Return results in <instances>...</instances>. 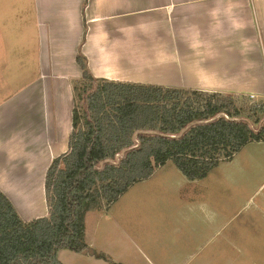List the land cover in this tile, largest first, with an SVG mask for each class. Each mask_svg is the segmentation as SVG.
Masks as SVG:
<instances>
[{"label": "crops", "instance_id": "crops-1", "mask_svg": "<svg viewBox=\"0 0 264 264\" xmlns=\"http://www.w3.org/2000/svg\"><path fill=\"white\" fill-rule=\"evenodd\" d=\"M0 51V191L29 222L47 215L45 175L68 149L78 54L95 79L262 101L264 0H0ZM186 203L172 216V244L185 248L175 249L179 264H192L196 239L211 236L192 226L212 222L208 202ZM254 214L261 222L264 207ZM96 232L85 244L105 254L94 247ZM224 242L207 264L238 252ZM253 258L233 260L264 264Z\"/></svg>", "mask_w": 264, "mask_h": 264}, {"label": "trees", "instance_id": "trees-1", "mask_svg": "<svg viewBox=\"0 0 264 264\" xmlns=\"http://www.w3.org/2000/svg\"><path fill=\"white\" fill-rule=\"evenodd\" d=\"M76 63L68 149L44 180L47 215L23 221L0 191V264H62L60 250L88 249L86 214L106 211L157 168L171 162L198 181L247 144L264 142V102L244 115L234 96L95 79L83 55Z\"/></svg>", "mask_w": 264, "mask_h": 264}, {"label": "rangeland", "instance_id": "rangeland-1", "mask_svg": "<svg viewBox=\"0 0 264 264\" xmlns=\"http://www.w3.org/2000/svg\"><path fill=\"white\" fill-rule=\"evenodd\" d=\"M229 96L236 98L239 107H245L244 115L251 104L264 102L249 96ZM156 171L151 179L133 184L106 211L87 213L84 242L94 227V247L118 264H179L175 259H183L184 255L176 254L175 249L183 252L185 248L172 244V216L189 209L186 202L207 201L212 222L192 226L197 233L211 229V236L210 240L196 239L192 264H207L208 255L223 246L225 240L228 245L223 248L232 246L238 252H229L225 258L213 254L209 264L264 257V219L258 223L250 219L255 209L258 212V207H264V142L247 144L230 161L219 162L206 178L194 183H189L171 162ZM258 244L260 255L255 256ZM253 247L255 251L250 250ZM57 259L62 264H109L94 255L67 250H60Z\"/></svg>", "mask_w": 264, "mask_h": 264}, {"label": "water", "instance_id": "water-1", "mask_svg": "<svg viewBox=\"0 0 264 264\" xmlns=\"http://www.w3.org/2000/svg\"><path fill=\"white\" fill-rule=\"evenodd\" d=\"M122 155H120L119 157H121ZM82 253L85 255V254H88V255H95V251L92 250V249H86V250H83Z\"/></svg>", "mask_w": 264, "mask_h": 264}, {"label": "built area", "instance_id": "built-area-1", "mask_svg": "<svg viewBox=\"0 0 264 264\" xmlns=\"http://www.w3.org/2000/svg\"><path fill=\"white\" fill-rule=\"evenodd\" d=\"M249 98H250V99H254L255 96H254V95H249Z\"/></svg>", "mask_w": 264, "mask_h": 264}]
</instances>
